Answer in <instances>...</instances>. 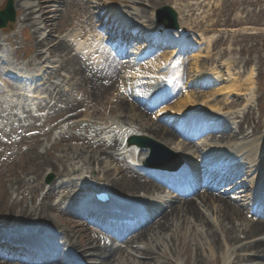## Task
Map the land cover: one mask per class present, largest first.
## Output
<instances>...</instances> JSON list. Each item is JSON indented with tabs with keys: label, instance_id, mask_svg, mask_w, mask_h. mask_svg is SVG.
<instances>
[{
	"label": "bare ground",
	"instance_id": "obj_1",
	"mask_svg": "<svg viewBox=\"0 0 264 264\" xmlns=\"http://www.w3.org/2000/svg\"><path fill=\"white\" fill-rule=\"evenodd\" d=\"M90 2L93 4L91 7L87 0H17L14 4L19 16V28L28 26V30L34 31L32 36L33 47L36 50L35 57L22 65L23 69L34 71V74L24 78L25 76L16 73H8L9 70L5 69L2 75L19 82L22 86L33 87V90L37 88L33 94L43 91L51 99L58 100V103L63 102L66 106L70 95L67 90L68 84L74 86L73 94L83 93L84 100L91 99L92 103L99 102L100 98H107L112 93L115 100L106 102L99 111L115 113L116 117L100 119L97 122L93 119L95 113L86 114L88 119L92 117L94 120L89 125L90 133L83 138L82 144L62 149L65 152H60L56 158L58 161L52 162L48 159L57 143L50 147L47 144H38L39 148L31 146L26 149V155L36 157L32 165L28 164L27 160L24 162L25 167L30 166L31 172L23 178L11 174L6 181V189L0 186V229L7 231L9 237H30L33 242L27 249L21 243L31 240L15 241L11 247L0 246V249H4L0 250V253H6V257L19 259L21 263L26 262V264H64L53 257L49 258L52 253H58L53 246L50 245L51 252L43 247L42 251L36 249L39 243L35 238L39 235L45 241L57 240L59 247L66 249V257H81L80 260L84 264H155L160 259L165 264H173L164 256V251L168 248L176 251L175 244L180 231L183 230V226L187 229L191 225L193 231L200 233L196 234L199 242L195 241V238L190 240L194 248L192 251L194 264H264V220H249L237 206L238 204L241 209L250 212L254 199L264 200L262 195L264 109L256 121L248 119L253 105L250 91L256 84L253 73L248 74L245 80L247 85L240 84L242 73L234 72L227 64L220 65L216 54L210 56V50L213 51L218 43V40L213 41L212 37L197 41V48L204 49L192 56L190 65L192 68L188 70L187 75L186 69L182 70L177 60L171 61L172 59L168 57H164L161 62L154 65L142 64L144 57L141 54L145 52L140 49L146 45L140 47L139 44L133 47L134 36H138V40L147 39L149 42L161 39L163 44H168L166 37L162 39L165 35L162 26L154 23V10L167 2L171 3V7L178 14L180 28L185 32L188 30L186 25L188 28L198 29V26L187 18L198 12L204 5L203 2L198 0H192L190 3L186 0H90ZM228 3L232 9L237 6L235 2L228 1ZM139 5L149 9L150 12L143 13L144 11H140L137 7ZM223 6H225L224 2L220 9ZM93 8L98 9L97 14L93 13ZM220 9L215 16L216 21L205 27L204 31L198 32L211 35V29L220 23L219 18L223 12ZM64 14L69 15L67 22L63 21ZM226 14L227 18L222 24L224 26L234 24L235 20H230L228 17L229 12ZM92 16L99 19L104 29L106 27L116 31V27L124 25L128 30L124 37L131 41L117 39L115 43L121 45L122 42V45L117 48L115 46L111 50L114 52L117 49L115 53L117 57L127 60L119 71L116 59L109 62L102 54L103 41L99 38L101 34L95 37L89 36V28H93L90 24L94 21ZM8 17L7 14L2 16V22L6 24ZM57 17L59 20L56 19ZM56 20L58 21L55 22ZM112 21L115 22L110 25ZM109 25L110 27H107ZM66 29L73 31L72 34L61 40L58 38L52 40L54 34H62ZM158 31L162 32L158 33ZM130 32H133L134 36H131ZM119 35H123L122 30H119ZM232 43H237V40L233 39ZM179 47L181 50L191 49L192 45L190 42H183ZM228 51L232 50L226 52ZM203 52L206 57L202 55ZM0 54V64L3 65L6 60L4 53ZM171 54L174 58L177 52L173 51ZM140 57L142 58L139 60ZM204 58L211 62V66L206 65L208 69L204 64L197 65L199 60ZM218 64L223 66L224 74L218 71ZM49 65L57 67L53 66L50 69ZM19 72L24 73L21 70ZM60 72H65L69 80L64 77L58 84L50 83V80L59 82L57 78ZM24 74L27 76V73ZM119 78L125 91L133 94L138 101H142L138 97V90L143 87L146 89L144 91H148L147 102H141V105L152 114V117L148 116L145 110H139L127 102L123 96L114 93ZM184 81L185 89L196 86V90L199 91L186 93L180 99L171 101L173 95L176 94L175 96L178 97L177 90L182 89ZM88 87L93 90L91 96L84 95V88L86 94ZM210 89L212 92L206 97L201 92ZM5 91L0 86V93ZM214 97L225 99L223 103L216 102V99L213 100L215 102H210ZM230 97H235L238 104L229 102ZM39 99L36 96L32 97L33 101ZM26 100L31 99L27 97ZM7 101H10L8 96L6 100L0 102V119L11 115L6 112L4 106ZM25 104L20 103L19 108L24 114H28L25 111L28 105ZM85 104L94 107L88 101ZM147 104L152 107H148ZM8 105V110H14L15 107L11 102ZM74 107L78 108L75 104L67 108L66 112L76 113L78 109ZM223 107L228 111L223 112ZM153 118L163 119L166 123L179 126L182 132H186L185 128L190 130L201 122L219 128L230 125L232 129L202 136L204 138L192 143L193 145L181 141L179 144L175 137L170 136L171 132L154 122ZM239 119H242V122H238ZM64 123L65 125L68 123L67 126L82 128L85 127L86 121H77L70 115ZM57 125L55 128L58 127ZM107 130L113 132L105 133ZM2 134L0 130V136ZM138 136L151 139L167 148L181 161L180 165L163 170L141 168L140 165L145 161L148 151L125 143L126 139ZM43 137L48 138L47 134ZM77 137V141L82 139L81 135ZM35 140L33 139L32 142L36 143ZM26 143L27 141L22 137L15 146ZM111 150H114L113 153ZM62 160L64 161L60 162ZM222 161L230 163L233 169L238 168L243 172L240 177L235 176L236 182L229 187L231 188L229 194L224 198L204 192L194 195L191 199H179L176 203L172 198L163 195V189L156 184L164 182L172 185L182 182L183 178L196 183V175L200 176L201 171L206 174L207 183H212L211 186L216 183L231 184L227 177L222 176V168L217 170L214 166L215 162ZM114 162L119 167L114 166ZM155 162L159 163L158 159ZM140 170L150 174L151 178H156L158 182L145 179L138 173ZM42 172L55 174L59 181L48 188L36 185L34 178ZM75 173L78 175L75 176ZM87 174L98 175L96 182L87 178ZM174 187L179 189L182 186ZM226 190L228 189L224 188L223 191ZM102 191L106 192L115 203L106 208L121 210L128 208L139 213L140 218L148 214L152 216L159 214L156 216L158 218L149 220L142 229L126 238V247L129 246L135 254H132L128 248L112 250V245L108 246V239L91 237L86 232L87 227L79 220L82 217L94 218L96 205L105 208L91 201L92 195ZM14 194L15 198H13ZM57 194L61 196V200L55 205L51 201ZM79 199L84 200L82 209H77ZM91 208L93 212L89 211ZM106 219L103 218L95 223L104 227L108 223ZM116 226L123 224L116 222ZM31 231L36 233L32 234ZM120 244L123 246V243ZM25 249L33 255L25 253L23 251ZM23 254L30 257L22 260ZM256 258L263 260L261 263L258 261L254 263L253 260ZM63 261L76 263L67 259ZM0 264L7 263L0 260Z\"/></svg>",
	"mask_w": 264,
	"mask_h": 264
},
{
	"label": "rangeland",
	"instance_id": "obj_2",
	"mask_svg": "<svg viewBox=\"0 0 264 264\" xmlns=\"http://www.w3.org/2000/svg\"><path fill=\"white\" fill-rule=\"evenodd\" d=\"M186 1L188 3L192 2V0H186ZM198 1L203 2L204 5L198 12H196L195 14L187 18V20L190 21L191 23H194L195 26L197 25L198 29L197 28L194 29L193 27L188 28L186 23L182 22L183 25H186V28L192 30L193 32L192 31L182 32L180 29L178 30L176 34H173L170 36L164 35V38L162 39L164 40L166 37V41L168 42V44L165 46H162L161 48H157V46H153L150 49L148 48L147 52L150 55L147 58L148 64L158 63L162 61V58L164 57H169V59L171 60L172 59L171 53L173 52V50L176 49L174 51H178L179 50L178 48H180L177 45V42L180 39H182L183 42H188V43L192 42V44L194 42L196 48H197V41H200V39L202 38L206 40L212 37L213 41L218 40V43L213 48V51L210 50L209 52L210 56H212L213 54H216V59L218 60V63L220 65L227 64L229 68L236 73L244 72V74H242V79L239 81L240 84L247 85L245 80L250 72H252L254 75V78H256V84L252 87L253 91L251 95V100L253 102V105L251 106V110L248 115L249 120L256 121L257 118L259 117V114H261L262 110L264 109V53L262 52V44L264 41V0H198ZM228 1L235 2L237 6L234 9H232ZM15 2L16 0H12V9L16 16L15 25H17L16 27L13 26V28L15 29V37H11L9 34L7 35V37L9 39H12V41L13 40L15 41L13 48H16V46L18 45V43H16V40L17 41L21 40L22 47L24 48V50L17 51V52L11 51L10 55H17L19 58H21L23 57L22 53H25L24 55L26 58L29 57V59H33L34 52L36 50L33 47V37L31 39L32 32L26 31L24 36L28 39V41L27 43L26 41H23L24 38L22 37V34H23L22 30H19V31L17 30V28L19 27L17 24L18 16L16 13V9L14 8ZM223 2L225 3V6H223L220 9ZM5 3H6V0H0V11L4 9ZM165 6L171 7L172 4L167 2L164 5L156 8L153 12L154 15H155L156 10L158 9L160 10L161 8ZM137 7L139 8L140 11H144L143 13L150 12L149 9L145 8L142 5H139ZM218 9L223 11L222 16L219 18L220 23L218 24V26L211 29L212 31L211 35L208 36V35L203 34L202 32H198V31H204L205 27L209 26L211 23H214L216 21L215 16L218 15V12H219ZM227 12H229L228 17L230 18V20L231 19L235 20V23L234 24L231 23L229 25L224 26L222 22L224 19L227 18V14H226ZM68 16H69L68 14L64 15L65 22L68 21ZM154 21H155V18H154ZM154 23H156V21ZM200 25H202L203 27L201 28ZM56 29L57 28H55V30ZM4 31H6V33L10 32L7 30H4ZM70 31L71 30L65 31V33H63L64 35L62 34V36L54 34V36H52V40L55 39V37L56 38L58 37L60 39L66 38L68 35L72 34ZM91 32H94V31H91ZM95 34L97 33L94 32L93 35ZM91 35L92 33L89 32L90 37ZM233 39H236L237 43L233 44L232 43ZM143 45L145 46L144 43ZM227 50H232V51L226 52ZM197 51L190 50V52L188 53L186 52L185 49H183L177 52V54L174 56V58L171 61L177 60L179 64L180 63L182 64V62H184L183 68L186 69L185 73H187L188 70L192 68L190 66L192 62V56L195 53H197ZM199 51H202V49H200ZM202 55L204 56V52L202 53ZM204 57H206V55ZM245 62H248V63L245 64ZM201 64H204V67L206 68H207L206 65L211 66V62L209 61V59H205V58L200 59L197 65L201 66ZM219 64L217 66L218 71H221V73L224 74L225 70L223 66H219ZM65 74H66L65 72H60L57 79L59 81H62L61 76L64 75L68 81L69 77ZM54 82H58V81L54 80ZM221 86L222 84L219 85V87ZM115 87H116V90H114L115 94L116 93L120 95L122 94L123 97L127 98V100L132 102L130 96L126 94L124 89L122 88L120 81L116 83ZM185 87L186 85L184 83L182 89L180 90L178 94V97L174 95L172 98V101L174 100V98L180 99L186 93H190V92L197 93L199 91V90H196L197 89L196 86L195 87L189 86L188 89H185ZM73 88L74 86H72L71 84H68L67 90L70 95H69V100L67 102V106L64 105L62 101H61L62 103H58L57 102L58 100H53L49 98L47 102L42 103V104L47 103V104L52 105L54 102L55 103L57 102V103L53 107L51 106L45 107V111L41 114L36 113L35 110L37 109H35L34 114L36 115L37 119L33 120V119L25 117L27 119H24L23 122H19L13 116L9 118V121L12 125L5 128L3 134L0 136V186L3 189H6V181L7 179L10 178L9 176H11V174H13V176L19 175L21 178H23L24 176H26L27 174L31 172L30 166L25 167L24 162L27 160V163L28 164L31 163L30 165H32L35 162L34 158L36 157L26 155L27 148H30L31 146L39 148L38 144H47V146L50 147V145L53 146L55 143H57L55 149H53L50 152V155L48 158L49 160L54 162L55 160H57L56 158L58 157V155H60V152L64 151L62 149L64 148L66 149L71 146L79 145L83 143L84 141L83 138L87 137L88 134L90 133L89 132L91 129L90 126L86 124L85 127L83 126L82 128H79L78 126H66L64 128H61L63 124L65 125L64 121L68 118V116L72 115V117H74V119H78V121L85 120V118H87L86 114H89V113L91 114V112L95 113V116H93V119H96V121H100V119H104V118L114 119L116 117L115 113L108 114V113H101L99 111V109L103 105H105L106 102H111L115 100L114 96L111 95L112 93L107 98L103 97V98H100L99 102L92 103L91 99L86 100V101L84 100L82 96L83 93L81 94V93L74 92L73 94V91H72ZM85 90L86 88H84V95H87V96L92 95L93 90L91 89V87L87 88L86 94H85ZM201 92H203L204 96L206 97L212 91L210 89L208 91L203 90ZM14 94L17 95V92H14ZM214 99H216L215 101L218 103H223L225 98L214 97L210 99V102H215L213 101ZM14 100H17V99L14 98ZM87 101L90 102V104H93L94 107L87 106L85 104ZM230 101L235 104H238L235 97L234 98L230 97L229 102ZM75 104L78 106V108L74 107L78 109L76 113L66 112L67 108ZM235 104H232V105L234 106ZM223 108H224L223 112L228 111L227 109H225V107ZM83 111H85V113H83ZM14 112H20V111L16 110ZM244 113H246V111H244ZM1 122L2 121H0V123ZM238 122H242V119H239ZM160 124L164 125L163 123H160ZM56 125L58 126L57 128H55ZM164 126L167 129H169L168 126L166 125ZM23 127L24 128L28 127V130L24 132V138L27 141V143L25 145H20L17 147L15 146V144H18L19 140L23 136L22 134ZM107 132H113V130H109V131L107 130L105 133ZM44 134H47V137H48L47 139L43 137ZM79 135H81L82 139L77 141L76 138H78L77 136ZM172 136L175 137L177 135L173 132ZM31 139L32 140L36 139L35 140L36 143L35 142L33 143ZM113 151L114 150H111L112 153ZM34 155L36 154L34 153ZM63 161L64 160L60 162H63ZM113 165L114 166L117 165L119 167V165L116 164V162H114ZM140 174L144 176L143 173H140ZM74 175L76 176L78 174L75 173ZM87 178H91L92 181L96 182L98 175L87 174ZM146 178L148 179V177ZM57 181H59V178L55 174L50 173V172L48 173L42 172L41 175L38 174L34 178V182L36 185H40L46 188L51 186ZM57 196L58 195H56L52 199L51 203L57 204L59 202V199L57 198ZM104 196H106L107 198V195L104 194ZM13 198H15V194ZM108 200H111L109 196H108ZM237 206L241 210L238 204ZM80 221L87 227L86 232L88 235L94 238L101 237L100 234L102 233L100 229L97 228L92 222H89L84 218ZM57 223L59 222L57 221ZM189 227L190 228L186 229V226H183V230L180 231L179 236H178V241L175 244L176 251L169 250V248L166 249V251H164V256L169 258L173 264H194L193 263V252H192L194 248L192 246V243H190V240L195 238L194 240L199 242V237H197L196 234H200V233L193 231L191 225ZM6 232H4V229H0V233H3L0 235H5ZM11 233H14V232L12 231ZM181 242L182 244L180 245ZM131 250L132 249H130L129 251L132 254H135L134 250L132 251ZM78 258L80 259L81 257H78ZM11 259H13L12 261L17 260L16 258H11ZM262 260H263L262 258H256L253 261L254 263L256 261L261 263ZM155 264H165V263L162 259H160Z\"/></svg>",
	"mask_w": 264,
	"mask_h": 264
},
{
	"label": "water",
	"instance_id": "obj_3",
	"mask_svg": "<svg viewBox=\"0 0 264 264\" xmlns=\"http://www.w3.org/2000/svg\"><path fill=\"white\" fill-rule=\"evenodd\" d=\"M3 15H8V19L13 21V12L11 9V1L7 0V4H6V9L5 11L2 13ZM160 14L163 16V18L166 19V23H167V27H174L176 28V16L174 14V12L172 10H170L169 8H164L160 11ZM5 23L2 22L1 18H0V25H4ZM263 51H264V46H263ZM129 143H134L136 145H142V146H149L151 147H155L156 144L150 142L149 140L145 139V138H139V139H133L130 140ZM152 151L155 150V148H151Z\"/></svg>",
	"mask_w": 264,
	"mask_h": 264
}]
</instances>
